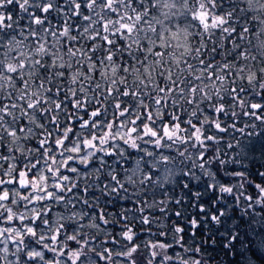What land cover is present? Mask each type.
Returning a JSON list of instances; mask_svg holds the SVG:
<instances>
[{
    "label": "snow or ice",
    "instance_id": "obj_1",
    "mask_svg": "<svg viewBox=\"0 0 264 264\" xmlns=\"http://www.w3.org/2000/svg\"><path fill=\"white\" fill-rule=\"evenodd\" d=\"M0 264H264V0H0Z\"/></svg>",
    "mask_w": 264,
    "mask_h": 264
}]
</instances>
